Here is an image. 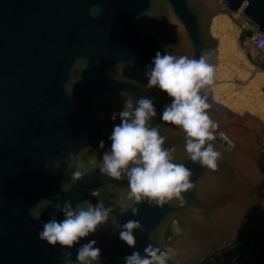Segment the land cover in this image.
Returning <instances> with one entry per match:
<instances>
[{"label": "water", "instance_id": "1", "mask_svg": "<svg viewBox=\"0 0 264 264\" xmlns=\"http://www.w3.org/2000/svg\"><path fill=\"white\" fill-rule=\"evenodd\" d=\"M94 3L102 5L97 16L89 14ZM239 5L244 21L264 34V0H0V264H62L61 246L38 234L55 204L95 203L94 188L112 203L118 187H127V180L115 181L97 169L69 191L61 188L74 170L64 157L86 144L101 158L110 148L113 126L120 123L111 114L125 99L121 89L136 98L154 97L152 123L162 125L168 146H177V159L196 181L185 205L141 203L138 214L120 215L121 223L138 219L143 225L135 230L136 248L143 253L153 243L171 250L169 264H231L246 251L264 229V173L256 164L264 151L262 122L216 102L210 90L209 111L218 122L215 144L223 156L217 169H205L185 159L183 132L161 121L169 97L144 87V72L157 50L196 57L208 50L214 83L221 82L211 21L222 10L237 12ZM82 56L87 61H78ZM120 61L128 62L124 75L138 83L115 78ZM53 159L60 167H45ZM57 195L61 199L44 208L40 219L30 214L41 212L43 205L35 206L42 198ZM113 228L110 220L81 241L97 240L99 264H124L133 251ZM78 246L71 249L73 260Z\"/></svg>", "mask_w": 264, "mask_h": 264}, {"label": "clouds", "instance_id": "2", "mask_svg": "<svg viewBox=\"0 0 264 264\" xmlns=\"http://www.w3.org/2000/svg\"><path fill=\"white\" fill-rule=\"evenodd\" d=\"M101 10L102 5L94 3L89 8V14L97 16ZM210 56L208 50L202 51L199 57L157 50L144 72L147 78L144 87L149 90L158 88L169 97V102L160 112V119L169 128L183 132L185 159L202 168L215 170L223 153L215 144L218 122L209 111L212 108L209 91L215 82ZM77 59L87 61V57L83 56ZM127 66L126 61L118 62L115 78L138 83L134 77L124 75ZM120 95L125 99L122 109L111 114V119L115 121L119 117L120 123L113 126L109 137L110 148L103 152L101 158L90 151V144H86L79 152H71L64 157V162L74 170L71 179L63 182L61 188L69 191L74 182L97 169L101 175L115 181L127 180V187H118L112 203L106 204L101 198L100 188H94L91 195L97 198L95 203L85 199L75 206L71 200L55 204L56 211L43 222L38 234L41 240L50 245L61 246L62 264H99L102 249L97 240L81 241L110 220L114 225L113 232L119 230L120 239L133 248L131 253L124 256V264H169L171 250H162L153 243H149L143 253L136 248L135 230L143 227L140 220L129 219L121 223L119 217L129 210L138 214L141 203L159 207L176 202L181 206L187 204L186 194L194 189L196 183L192 178L193 170L183 160L177 159L175 144L168 146V136L166 131H162V125L152 123L157 116L154 97L136 98L128 89H121ZM99 147L105 148V141L101 140ZM60 164L59 159H53L45 167L59 168ZM60 199L59 195L42 198L35 206L43 205L41 212L33 214L30 211V214L40 219L43 209ZM117 209L118 215L115 214ZM57 213H62L63 218L58 219ZM77 245L76 259L73 260L71 249Z\"/></svg>", "mask_w": 264, "mask_h": 264}, {"label": "rangeland", "instance_id": "3", "mask_svg": "<svg viewBox=\"0 0 264 264\" xmlns=\"http://www.w3.org/2000/svg\"><path fill=\"white\" fill-rule=\"evenodd\" d=\"M238 7L235 13L222 10L211 21V34L218 40L217 60L223 69L218 72L221 82L211 85L210 90L216 102L237 114L249 113L260 120L264 132V57L258 56L246 44L245 38L241 39L245 31H240L241 25H246L241 13L243 6ZM232 26L238 30L235 38H230L229 35L227 37V33H224L225 39L220 30L226 32L230 29L232 31ZM247 27L253 28L251 24ZM226 42L229 46L225 45ZM230 48H233V52ZM240 61L242 64H239Z\"/></svg>", "mask_w": 264, "mask_h": 264}, {"label": "built area", "instance_id": "4", "mask_svg": "<svg viewBox=\"0 0 264 264\" xmlns=\"http://www.w3.org/2000/svg\"><path fill=\"white\" fill-rule=\"evenodd\" d=\"M249 23H245L246 26L241 25L240 31H250V34L245 38L246 44L260 57H264V34L258 32L253 28H248ZM243 31V32H245ZM264 252V232L256 234L253 240L250 242L246 251L236 257L231 264H264L259 262V256Z\"/></svg>", "mask_w": 264, "mask_h": 264}, {"label": "bare ground", "instance_id": "5", "mask_svg": "<svg viewBox=\"0 0 264 264\" xmlns=\"http://www.w3.org/2000/svg\"><path fill=\"white\" fill-rule=\"evenodd\" d=\"M245 23H246V22H245ZM231 25H232V24H231ZM234 26H235V25H234ZM234 26H232V31H231L230 29L228 30L227 27H226V30H228V31H226V32H224V30H220V31H222L223 34H224V33H227V37L230 36V38H232L233 35H234V38H235V36H236L238 30H237V28L234 27ZM233 27H234V28H233ZM222 32H221V33H222ZM218 35H220V34H218ZM228 35H229V36H228ZM220 36L222 37V35H220ZM220 36H219V38H220ZM231 36H232V37H231ZM219 38H218V39H219ZM224 38L226 39L225 34H224ZM219 40L221 41V39H219ZM233 40H234V39H233ZM220 41H219V44H221ZM225 41H227V40H225ZM222 42H223V41H222ZM229 44H230V43H229ZM223 45H224V44H223ZM225 45H227V42H226ZM227 46H229V45H227ZM227 46H226V47H227ZM232 47H233V46H232ZM224 48H225V46H224ZM230 49H231V51L233 52V48H230ZM237 50H239V49H237ZM231 51H230V52H231ZM230 52H229V53H230ZM232 52H231V53H232ZM229 53H228V54H229ZM231 53H230V54H231ZM228 54H226V56H227ZM232 55H233V54H232ZM234 55H235V53H234ZM235 56H236V55H235ZM242 56H243V55H242ZM228 57H229V55H228ZM235 58H236V57H235ZM226 60H228V59H226ZM231 60H232V59H231ZM237 60H238V59H237ZM238 61H239V60H238ZM233 62H234V61H233ZM240 62H241V63H239V64H242V61H240ZM235 63H236V62H235ZM245 65H246V64H245ZM252 81H253V80H252ZM211 94H212V91H211Z\"/></svg>", "mask_w": 264, "mask_h": 264}, {"label": "flooded vegetation", "instance_id": "6", "mask_svg": "<svg viewBox=\"0 0 264 264\" xmlns=\"http://www.w3.org/2000/svg\"><path fill=\"white\" fill-rule=\"evenodd\" d=\"M232 38H234V35H233V37ZM256 164H257V166L260 168V165H262V167H263V169H261V171H263V173H264V151H261L259 154H258V156H257V159H256Z\"/></svg>", "mask_w": 264, "mask_h": 264}, {"label": "trees", "instance_id": "7", "mask_svg": "<svg viewBox=\"0 0 264 264\" xmlns=\"http://www.w3.org/2000/svg\"><path fill=\"white\" fill-rule=\"evenodd\" d=\"M249 34H250L249 30L245 31L243 36H241V39L246 38ZM260 168L263 169L262 165H260ZM260 232L261 233L264 232V229H262ZM258 261L259 262H263L264 261V252L259 256Z\"/></svg>", "mask_w": 264, "mask_h": 264}]
</instances>
